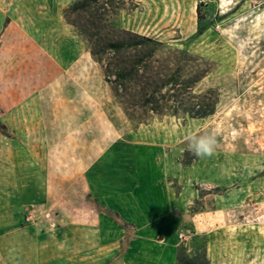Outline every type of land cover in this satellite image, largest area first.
Instances as JSON below:
<instances>
[{
  "label": "rangeland",
  "instance_id": "obj_1",
  "mask_svg": "<svg viewBox=\"0 0 264 264\" xmlns=\"http://www.w3.org/2000/svg\"><path fill=\"white\" fill-rule=\"evenodd\" d=\"M0 1V200L23 224L68 241L97 209L108 264H264V0H112L106 30L185 52L184 77L204 71L185 90L215 102L203 118L128 116L112 50L93 57L66 19L77 0ZM211 132L212 157L188 152V135ZM122 192L146 220L123 219Z\"/></svg>",
  "mask_w": 264,
  "mask_h": 264
},
{
  "label": "trees",
  "instance_id": "obj_2",
  "mask_svg": "<svg viewBox=\"0 0 264 264\" xmlns=\"http://www.w3.org/2000/svg\"><path fill=\"white\" fill-rule=\"evenodd\" d=\"M99 1L77 0L67 11L70 15L66 19L87 38L93 57L100 59L101 52L107 47L112 50L108 64L114 72L115 92L124 112L132 117L137 110L171 115H177L182 110L190 118L210 115L215 102L205 98L203 93L185 97V92L203 78L204 71L193 69L188 77H184L182 55L185 52L173 55L170 50L156 48L161 43L151 38L124 30L116 35L114 32L117 30H106L104 17L115 5L112 0H102L97 8L94 5ZM83 14H88V18ZM200 33L201 30L198 31ZM98 41L104 44L100 51L96 49L100 44ZM189 98L196 102L189 103Z\"/></svg>",
  "mask_w": 264,
  "mask_h": 264
},
{
  "label": "crops",
  "instance_id": "obj_3",
  "mask_svg": "<svg viewBox=\"0 0 264 264\" xmlns=\"http://www.w3.org/2000/svg\"><path fill=\"white\" fill-rule=\"evenodd\" d=\"M20 14L21 20H31L27 12ZM30 58H33L32 52ZM39 178L50 179L51 176L49 173H42ZM57 178L66 180L65 175ZM127 193L122 192L120 195L122 205L119 211L122 212L123 219L131 217V220H139L138 217L141 216L139 207H134L129 214L131 201ZM114 200L107 195L101 201L109 208H116L112 204ZM13 201L12 197L0 200V264H108V261L113 259V253L108 254V251L98 246L99 239L95 228L99 224L100 217L97 209L94 211L96 214L90 215L89 218L78 219L80 230L75 232L73 238L63 241L60 237L50 236L43 231L35 234L37 232L33 225L23 224L19 220L18 205L16 200L15 203ZM141 219L146 220V216H141ZM88 228L94 230L86 236L87 231L82 229ZM125 258L123 254L121 259Z\"/></svg>",
  "mask_w": 264,
  "mask_h": 264
},
{
  "label": "clouds",
  "instance_id": "obj_4",
  "mask_svg": "<svg viewBox=\"0 0 264 264\" xmlns=\"http://www.w3.org/2000/svg\"><path fill=\"white\" fill-rule=\"evenodd\" d=\"M185 139L188 152L197 158L212 157L218 147L215 132L188 135Z\"/></svg>",
  "mask_w": 264,
  "mask_h": 264
},
{
  "label": "built area",
  "instance_id": "obj_5",
  "mask_svg": "<svg viewBox=\"0 0 264 264\" xmlns=\"http://www.w3.org/2000/svg\"><path fill=\"white\" fill-rule=\"evenodd\" d=\"M178 238H179L180 241H183V240H185L187 238V234H185L183 232H180L178 234Z\"/></svg>",
  "mask_w": 264,
  "mask_h": 264
}]
</instances>
